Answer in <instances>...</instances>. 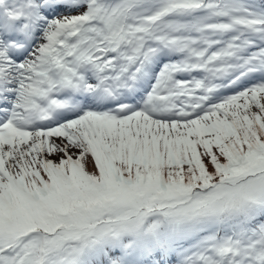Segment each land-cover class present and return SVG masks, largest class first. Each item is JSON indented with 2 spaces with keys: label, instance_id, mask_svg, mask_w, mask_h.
Listing matches in <instances>:
<instances>
[{
  "label": "snow or ice",
  "instance_id": "obj_1",
  "mask_svg": "<svg viewBox=\"0 0 264 264\" xmlns=\"http://www.w3.org/2000/svg\"><path fill=\"white\" fill-rule=\"evenodd\" d=\"M0 264H264V0H0Z\"/></svg>",
  "mask_w": 264,
  "mask_h": 264
},
{
  "label": "rangeland",
  "instance_id": "obj_2",
  "mask_svg": "<svg viewBox=\"0 0 264 264\" xmlns=\"http://www.w3.org/2000/svg\"><path fill=\"white\" fill-rule=\"evenodd\" d=\"M86 167L89 171L92 170V160L90 157L86 158Z\"/></svg>",
  "mask_w": 264,
  "mask_h": 264
}]
</instances>
